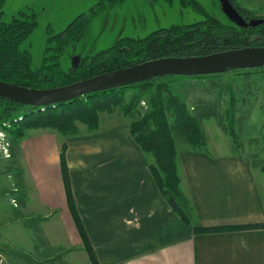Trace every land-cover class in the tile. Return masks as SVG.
Masks as SVG:
<instances>
[{"label": "crops", "instance_id": "crops-1", "mask_svg": "<svg viewBox=\"0 0 264 264\" xmlns=\"http://www.w3.org/2000/svg\"><path fill=\"white\" fill-rule=\"evenodd\" d=\"M34 130L14 151L16 169L21 164L28 178L15 171V203L11 193L7 199L15 212L6 225L25 224L35 234L24 247L21 240L13 245L25 256L20 264H91L66 202L59 165L63 140L75 205L99 264H264V227L194 233L193 225L181 220L160 194L150 159L128 123L102 125L99 118L97 130L86 132L78 124V132L64 138L51 129ZM9 146L13 154L16 147ZM262 165L259 136L248 138L240 153L177 148L180 186L195 222L204 227L264 224ZM4 177L10 191L11 172ZM57 251L66 257L61 262L53 258Z\"/></svg>", "mask_w": 264, "mask_h": 264}, {"label": "trees", "instance_id": "trees-1", "mask_svg": "<svg viewBox=\"0 0 264 264\" xmlns=\"http://www.w3.org/2000/svg\"><path fill=\"white\" fill-rule=\"evenodd\" d=\"M109 7L121 4L123 0H106ZM167 3L172 0H164ZM247 21L252 16L230 0ZM184 4V0H181ZM4 0H0V80L17 83L28 88L49 89L89 78L104 72L124 68L143 61L166 56L203 55L230 48L264 45V17L256 26L242 27L231 21L220 22L210 14L205 19L190 24L171 25L151 31L142 38L121 37L113 44L92 55H88L74 66L63 69L59 58L64 50L82 38L94 15L107 7L104 0L90 7L87 13L74 17L60 32L52 33L47 26L44 57L38 68H32V53L21 48L23 41L37 26V14L31 9L18 10L9 21L1 20ZM191 4L202 8L195 0ZM264 69V66L247 68ZM242 70L227 68L224 72ZM219 73L186 75L189 77L215 76ZM173 74L155 76L144 81L112 89L88 93L70 100L47 106H31L0 97L8 102L0 115V126L8 130L15 139L20 140L27 129H51L62 136L75 135L78 123L89 131L99 126V113H111L121 106L125 92L134 90L129 101L122 106L125 114L136 109L142 96L148 99L149 107L137 119L129 122V132L140 150L151 156L149 170L160 194L185 224H192L194 233L221 232L224 230H243L251 227H264V224L239 225L233 227H204L195 222V211L187 194L180 186L177 167V146L172 136V128L167 121V113L174 117L173 129L177 130L192 150L204 151L206 137L198 119L188 108L187 103L170 87ZM184 76V75H183ZM227 129L235 138V98L230 94L225 112ZM66 143L59 150V164L65 190L66 202L72 220L81 238L84 250L91 264H99L84 229L75 205L66 160ZM264 171V165L261 166Z\"/></svg>", "mask_w": 264, "mask_h": 264}, {"label": "rangeland", "instance_id": "rangeland-1", "mask_svg": "<svg viewBox=\"0 0 264 264\" xmlns=\"http://www.w3.org/2000/svg\"><path fill=\"white\" fill-rule=\"evenodd\" d=\"M99 1L4 0L1 20L9 21L18 10L27 8L37 14V26L23 41L21 48L30 50L32 68H38L44 57L45 41L48 36L47 26L51 27L52 33L60 32L74 17L87 13L90 7L95 6ZM104 1L107 7L92 17L84 36L71 43L61 54L59 63L63 69H68L82 58L111 46L121 37L142 38L159 28L201 21L205 19L206 14L212 15L224 24L232 21L225 13L220 0H195L202 10L194 7L191 0H184V4L181 0H172L170 3L164 0H123L121 4L113 7H109L107 1ZM235 3L252 16L264 17V0H235ZM169 85L187 103L191 113L198 119L206 137V149L211 154L240 153L245 141L252 136H259L264 141V69H252L250 72L243 71V69L219 72L218 75L202 78L173 75ZM133 94L134 90L128 89L121 106L116 107L111 113L100 112L101 124L109 125L120 122L129 124L131 120L137 119L146 111L149 107L148 99L142 96L136 109L134 108L128 114L124 113L122 106ZM230 94H233L235 98L233 127L236 135L234 139L227 129L225 117ZM6 105L10 104L0 101V115ZM167 121L172 128V136L177 148L188 145L181 134L173 129L174 117L170 112L167 113ZM78 124L87 130L84 131L93 132L89 131L84 124ZM0 131L2 132L0 133V236L4 237L0 241V264H20L25 256L13 245L21 240L22 247H24L25 240L35 237V234L25 224L12 222L11 225H6V223L11 214L15 212V208L12 209L11 206L15 203L16 197L14 198L12 194L16 192L18 185L15 171L21 172L22 176L19 177L25 180L28 178V172L25 167L20 169L21 164H17L19 169H16L15 162L16 160L19 162V155L14 151L17 149L19 140L1 126ZM33 131H35L34 128L27 129L25 136H30ZM53 133L56 136L59 135L58 137L62 136L56 131ZM5 142L6 145H4ZM62 142L66 143L65 140ZM11 144L16 147L12 149L13 154L9 146ZM147 156L150 159L151 156ZM10 172L12 175L11 192L8 191L7 178L4 177ZM4 188L6 190L3 191ZM10 193L13 196V199L10 197L11 204L7 200ZM7 201L11 210L8 208ZM45 233L44 231V235ZM53 258L61 262L66 257L57 251Z\"/></svg>", "mask_w": 264, "mask_h": 264}, {"label": "water", "instance_id": "water-1", "mask_svg": "<svg viewBox=\"0 0 264 264\" xmlns=\"http://www.w3.org/2000/svg\"><path fill=\"white\" fill-rule=\"evenodd\" d=\"M220 1L225 13L239 26H256L262 22V18L246 21L230 2ZM260 66H264V45L245 46L203 55L155 58L49 89L28 88L0 80V97L31 106H47L155 76L203 75L224 72L227 68L247 69Z\"/></svg>", "mask_w": 264, "mask_h": 264}, {"label": "flooded vegetation", "instance_id": "flooded-vegetation-1", "mask_svg": "<svg viewBox=\"0 0 264 264\" xmlns=\"http://www.w3.org/2000/svg\"><path fill=\"white\" fill-rule=\"evenodd\" d=\"M228 2H230L231 3V1L230 0H227ZM232 4V3H231ZM233 5V4H232ZM234 6V5H233Z\"/></svg>", "mask_w": 264, "mask_h": 264}]
</instances>
